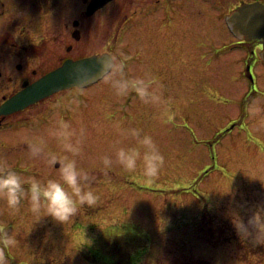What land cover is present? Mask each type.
Listing matches in <instances>:
<instances>
[{"label": "rangeland", "instance_id": "1", "mask_svg": "<svg viewBox=\"0 0 264 264\" xmlns=\"http://www.w3.org/2000/svg\"><path fill=\"white\" fill-rule=\"evenodd\" d=\"M81 1L62 0L61 18L56 12L42 14V36L56 28L54 34L62 39L65 36L63 23L70 25L72 20L81 17L80 12L85 8ZM142 1L116 0L104 11L86 16L83 37L76 41L72 57L109 54L117 59L120 69L116 78L131 79L130 72L135 68L133 50L143 43L146 45L148 37L141 31L135 39L131 38L133 17L124 24L121 22L123 16ZM233 1L185 0L186 7L180 5L181 10H189L187 27H184L185 45L179 44L182 42L177 36V25L172 24L168 28L170 33L165 31V36L154 32L158 34L157 42H175L166 45L168 59L164 62V71L171 86V102L176 94L183 108L164 106L151 110L146 103L137 101L133 93L117 97L103 80L83 93L72 88L75 91L71 89L66 97L59 96L54 105L47 107L50 112L55 108L72 112L68 122L77 132L85 129L82 153L77 160L79 167L95 177L92 190L98 201L93 207H82L78 215L65 224L51 217L41 218L35 233L29 231L28 239L23 242L24 248L30 247L29 251L10 249L13 257L10 264H176L172 255L181 251L180 258L185 253L192 259L211 264H264V245L253 246L250 240H242L232 222L235 214L247 222L253 212L264 208V128L258 123L264 118V111L260 117H249L246 104L242 102V91L247 89L248 79L243 80L238 75L229 82V72L224 71L226 68L218 69L220 63L213 60L219 49L220 55L229 60L230 37L239 39L227 27L226 16ZM57 42L52 41L53 46L44 49L42 61L45 64H55L56 58L67 55L66 48L72 38L64 39L61 50L53 49ZM193 42L202 44V62H194L189 53ZM121 59L125 62L123 66L119 64ZM148 59L153 63L149 56L138 57L140 70H156L144 67L148 66ZM198 67L200 71L195 74ZM255 75L259 89L264 91L262 62L256 64ZM196 85L211 88L215 94L197 96L193 93ZM255 99L263 102L261 108L264 109V98ZM63 115L51 113L58 118ZM26 118L23 123L31 135L24 132L21 138L12 140L14 153L26 160L32 159L34 170L38 171L35 176L23 178L35 177L42 182L58 178L59 166L48 167L43 158H33L29 152L30 144L43 141L49 151L63 155L52 135L55 128L47 127L42 133L37 117ZM129 129L151 135L165 157V166L151 184L145 182L139 168L129 173L114 165L105 174L104 155L114 159L116 148L137 146L127 135ZM7 147L1 146L0 151ZM4 154L1 152L0 158ZM27 187L26 184L19 212H13L6 201L0 199V223L37 221L30 212ZM20 224L14 223L13 227L17 229ZM208 227L222 235L225 242L209 244L201 234ZM10 230L14 231L12 224ZM177 243L183 244L181 249L177 248Z\"/></svg>", "mask_w": 264, "mask_h": 264}, {"label": "flooded vegetation", "instance_id": "2", "mask_svg": "<svg viewBox=\"0 0 264 264\" xmlns=\"http://www.w3.org/2000/svg\"><path fill=\"white\" fill-rule=\"evenodd\" d=\"M61 1L62 0H0V106L5 103V101H7L12 95L21 91L25 85L35 83L44 75L60 67L66 59H75L72 57L71 52L76 41L81 40L83 37V21L86 19L85 11L90 0L88 2L87 0L81 1L85 8L81 10V17H79V19L72 20L70 25L69 23H63L65 25L63 30L65 36L62 39H60L57 34H54V32L57 31L56 28H52L49 34L43 37L41 34L40 17L42 14H47L50 12H56L59 14ZM114 1L116 0H111L103 7L98 9L93 15L104 11V9ZM254 2H260L264 4V0H235L231 3L232 5L230 4L229 6V14H231L242 3ZM135 5L136 6L134 9H131L130 14H125V16H123V21L121 24L126 23L128 18L133 17L132 19L135 20L131 23V29H134V34L131 36V38L135 39L139 32L144 31L147 33L148 38L146 41L148 43L146 45L143 43L141 47L133 50V55H135L133 66L135 65V68L132 70V72H130V77L135 78L147 76L148 78H152L157 82V85L159 86L157 94L160 96V100L157 103H146V107L150 108L151 110L155 109L156 107L163 108L164 106H167L168 108L170 106L176 107V109L183 108L180 107L182 103L177 101L176 94H173L171 102L172 95H169L171 86L167 73L164 71V62H166L165 60L168 55L166 45L169 46L171 43L175 42L166 43L165 40L163 43H160L157 42L156 36L158 34H163L165 36V31H169L170 33L168 28L174 24L177 25V36L182 42L179 44L185 45L184 38L186 39V29L184 27H187L185 21L188 14L187 12L189 10L185 11V9H183V11L181 10V6L185 8L187 4L185 3V0H144ZM170 6L173 8L170 9ZM59 18H61V14H59ZM160 21L163 23L161 26L157 24ZM68 29H71L70 32ZM121 29L122 28L119 29L120 32ZM154 32H157L158 34L155 35ZM68 37L72 38V43H70L66 48L67 55H60V57L56 58L55 64H45L42 61V53L44 49L47 46H53L52 41H58V44L55 45L53 49L59 48L61 50L62 42H64V39H67ZM230 40L229 60H225L223 56L220 55V49L218 51V55L213 59L220 63V67L218 69L226 68L224 71L229 72V82L232 78V75H235L236 77L240 75L243 80L248 79V81H246L249 83V85L246 90L242 91V95L244 96L242 100L243 103L248 104L250 100L256 97L264 98V91L259 89V83L258 80H256L255 75L256 64L261 62L264 64L261 58V52L264 48V40L257 38L251 40H247L245 38L232 39L231 37ZM201 47L202 44L199 42H193L191 44L189 53L192 55L194 62H202L200 57V51L202 49ZM142 55L152 58L153 63H150L148 59L147 65L149 68H155L156 70H140V66H138L140 60H138V57ZM213 68L215 67L213 66ZM199 71L200 68L198 67L195 69V74L199 73ZM178 88L180 87L178 86ZM71 89L58 92L51 97L41 100L40 102L33 104L18 113L11 115H0V147L8 146L7 148L0 151V153H6L3 155V158H0V160L5 161L7 166L12 170H14L13 164H15L16 172L22 177L35 176V171L38 170H34L36 166L32 159L29 158L26 160V158H24L21 154L14 153L16 148L13 147L14 143L12 144V140H15L16 137H19L24 132H27L26 134L31 135L30 132L26 130V126L23 123L27 119V116H31V118L37 117L39 119V130L42 133L46 131L47 127L54 129L56 127L57 121L60 118H63L66 121L71 120L72 118L70 117L72 112L58 110V108H55L53 112H50V109H47L48 106L55 104L54 100H57L59 96L66 97V92L70 91ZM72 90L75 91L74 89ZM193 93L197 96L203 93H209L210 95L215 94L211 88L203 86L200 87L199 85H196L195 88H193ZM136 100L140 101L138 98H136ZM194 102H196V99ZM262 103L263 102H261V105ZM33 112H35L34 115H32ZM56 112H61L64 115L59 118L51 116V113ZM28 113H30V115L26 116ZM22 127L24 130H22ZM11 221L6 222L5 224L9 225L10 233L13 232L10 230L12 224V230H14V234H16L17 229L21 226L20 224L19 227L15 229L13 227L14 223H25V221H29V228H33L32 233H35L38 227L37 221ZM26 235L27 234L15 236L18 242L17 246L14 247L16 251L18 249L24 252L26 250L29 251V246L25 248L23 246L24 240L28 239ZM11 250H13V248ZM10 258L13 257L10 256ZM22 264L25 263L23 262Z\"/></svg>", "mask_w": 264, "mask_h": 264}, {"label": "clouds", "instance_id": "3", "mask_svg": "<svg viewBox=\"0 0 264 264\" xmlns=\"http://www.w3.org/2000/svg\"><path fill=\"white\" fill-rule=\"evenodd\" d=\"M119 64L125 65L124 60H119ZM118 70L115 57H97L94 66L81 64L73 69V87L83 93L98 78L108 83L117 97L123 98L134 93L144 103L159 102V86L154 79L147 76L118 79ZM245 111L255 119L261 116L264 109L261 108V101L254 98L246 104ZM258 123L264 128V118ZM85 134L84 128L77 132L70 122L60 118L52 135L59 143L63 155L49 151L43 141L29 145L33 158H43L47 166L52 168L59 164L58 178H50L46 182L35 177L25 180L0 160V199L5 200L7 207L13 212H19L27 184L30 212L37 218V222L47 216L62 224L76 217L82 207L95 206L98 201V196L92 190L95 177L79 167L77 160L82 153ZM127 135L136 141L137 146L116 148L114 159L111 155H104L102 164L105 174L114 165H119L129 173H134L139 168L145 182L153 183L165 166L164 155L151 135L142 134L139 129H129ZM232 222L242 240H250L253 246L264 245V208L253 212L247 222L239 214H235ZM17 243L14 231L9 232V225L0 223V264H10L9 250L16 247Z\"/></svg>", "mask_w": 264, "mask_h": 264}, {"label": "water", "instance_id": "4", "mask_svg": "<svg viewBox=\"0 0 264 264\" xmlns=\"http://www.w3.org/2000/svg\"><path fill=\"white\" fill-rule=\"evenodd\" d=\"M108 1L91 0L86 15H93L99 7ZM260 12L264 14V6L259 2L242 4L231 16L227 17V25L238 38H245L247 40L264 38V15L261 16ZM102 56L107 57L110 55H93L76 61L72 59L67 60L56 71L49 73L27 89L13 96L10 101L0 108V115L21 111L48 95L73 87V80L71 78L73 69L81 64L94 66L96 58ZM261 57L264 60V49Z\"/></svg>", "mask_w": 264, "mask_h": 264}, {"label": "trees", "instance_id": "5", "mask_svg": "<svg viewBox=\"0 0 264 264\" xmlns=\"http://www.w3.org/2000/svg\"><path fill=\"white\" fill-rule=\"evenodd\" d=\"M208 219H212L211 216L208 217ZM214 221V219H213ZM219 227V225H218ZM201 234L207 239V242L211 245H219L221 243H224L223 242V238H222V235H219L217 231L213 232V230H211V227H208L206 228V232L203 233L201 232ZM223 237H229V236H225L223 235ZM178 244V249H181L182 248V245L181 243H177ZM184 251H186L187 249H183ZM182 253V251L180 252ZM180 253H176L173 256V259L176 261H174L176 264H211L210 262H206V261H203L201 259H195V258H191L189 256H186L185 253H183V257L180 258V256H182V254ZM249 261V260H248Z\"/></svg>", "mask_w": 264, "mask_h": 264}, {"label": "bare ground", "instance_id": "6", "mask_svg": "<svg viewBox=\"0 0 264 264\" xmlns=\"http://www.w3.org/2000/svg\"><path fill=\"white\" fill-rule=\"evenodd\" d=\"M260 14H261V16L264 15L262 12H260ZM157 24H158L159 26H161L163 23L160 21V22L157 23ZM164 28H167V27H164ZM144 67L147 68L148 66L144 65ZM233 78H236V76H235V75H232V78H231V79H233ZM241 121H243V118H241ZM226 131L228 132L229 130H226ZM17 221H19V220H17ZM21 224H22V226H20V227L17 229L15 236H22V235H24V234L29 233V230H30V231L33 230V228H29V227H30V223H29V221H25V223H21ZM250 263H251V262H250Z\"/></svg>", "mask_w": 264, "mask_h": 264}]
</instances>
